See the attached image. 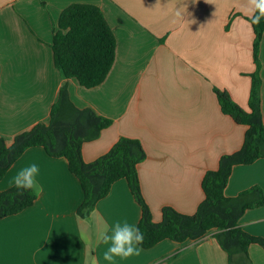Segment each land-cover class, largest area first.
Listing matches in <instances>:
<instances>
[{"label": "crops", "instance_id": "obj_1", "mask_svg": "<svg viewBox=\"0 0 264 264\" xmlns=\"http://www.w3.org/2000/svg\"><path fill=\"white\" fill-rule=\"evenodd\" d=\"M246 0H0V138L10 146L20 133L47 123L59 89L78 109L89 108L112 124L81 147L85 163L120 138L137 140L145 158L137 165L143 199L153 223L170 207L193 215L204 199L201 181L222 155L240 149L245 126L220 110L213 89L248 110L254 32ZM72 4L98 7L116 41L105 80L85 89L63 79L50 48L60 13ZM260 111L264 123V32L259 45ZM40 168L42 191L18 214L0 219V264H98L106 246L99 237L114 221L138 225L141 213L127 182H115L87 218L77 215L83 192L65 158L42 147L27 149L0 180V193L28 164ZM258 187L264 194V159L235 166L224 196ZM249 195L244 201H254ZM239 226L264 239V205L246 210ZM251 264H264V249L248 247ZM116 264H228L210 235L198 242L163 240Z\"/></svg>", "mask_w": 264, "mask_h": 264}, {"label": "trees", "instance_id": "obj_2", "mask_svg": "<svg viewBox=\"0 0 264 264\" xmlns=\"http://www.w3.org/2000/svg\"><path fill=\"white\" fill-rule=\"evenodd\" d=\"M252 28L255 70L250 75L248 110L240 108L226 92L213 89L221 112L235 124L246 127L243 143L239 150L222 155L216 170L204 174L201 181L204 199L193 215L164 207L161 222L153 223L139 187L137 165L145 158V153L137 140L120 137L95 161H83L82 144L96 139L112 121L89 108H76L69 99L66 84L59 89L47 123H37L29 131L18 134L10 146L0 138V180L27 149L42 147L51 157L65 158L69 172L79 181L83 201L76 212L80 218H87L96 203L107 196L111 186L124 179L140 208L138 226L145 234L143 249L163 240L198 242L210 235L227 254L228 264H251L248 247L257 244L264 249V239L247 234L238 222L246 210L264 205V194L260 188L252 187L237 197L227 198L224 188L235 166L250 165L264 159L258 57L264 21L252 25ZM115 47V37L100 9L89 4H72L64 9L53 29L50 43L53 63L60 76L76 80L85 89L95 88L105 80L115 59ZM249 195L255 196V200L244 201ZM34 201L35 195L31 192L19 194L14 187L1 192L0 219L20 213Z\"/></svg>", "mask_w": 264, "mask_h": 264}, {"label": "clouds", "instance_id": "obj_3", "mask_svg": "<svg viewBox=\"0 0 264 264\" xmlns=\"http://www.w3.org/2000/svg\"><path fill=\"white\" fill-rule=\"evenodd\" d=\"M244 14L252 25H259L264 21V0H246L243 6ZM40 168L36 163L21 167L12 178V187L19 194L31 192L38 196L42 191L38 177ZM145 234L135 223L114 221L110 224L108 231L99 237L100 243L105 247L102 259L109 264L117 261H125L134 256H139L142 251ZM86 264H98L97 258L89 254Z\"/></svg>", "mask_w": 264, "mask_h": 264}]
</instances>
